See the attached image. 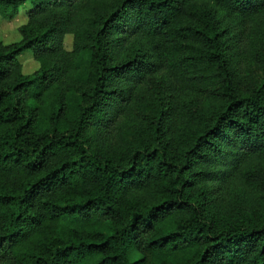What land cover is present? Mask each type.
<instances>
[{"label": "trees", "instance_id": "obj_1", "mask_svg": "<svg viewBox=\"0 0 264 264\" xmlns=\"http://www.w3.org/2000/svg\"><path fill=\"white\" fill-rule=\"evenodd\" d=\"M20 11L0 264H264V0H0Z\"/></svg>", "mask_w": 264, "mask_h": 264}, {"label": "rangeland", "instance_id": "obj_2", "mask_svg": "<svg viewBox=\"0 0 264 264\" xmlns=\"http://www.w3.org/2000/svg\"><path fill=\"white\" fill-rule=\"evenodd\" d=\"M227 21V19H225ZM25 22V18L21 11L10 21H4L0 18V39L4 43L15 41L18 39L17 27ZM70 36H66L64 41V47L69 49L70 47ZM21 58V68L23 73H31L37 66L36 61L31 57L30 54L23 52L19 55ZM135 254H131L130 257H134Z\"/></svg>", "mask_w": 264, "mask_h": 264}]
</instances>
